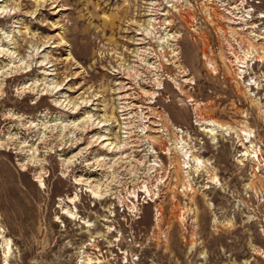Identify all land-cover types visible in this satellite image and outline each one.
Segmentation results:
<instances>
[{
    "label": "rangeland",
    "instance_id": "obj_1",
    "mask_svg": "<svg viewBox=\"0 0 264 264\" xmlns=\"http://www.w3.org/2000/svg\"><path fill=\"white\" fill-rule=\"evenodd\" d=\"M151 1L155 36L175 35L163 51L138 35ZM1 8L0 264H264V0H0ZM139 37L154 68L138 60ZM134 65L122 108L115 71ZM250 80L260 88L247 91ZM93 107L95 121L75 127ZM100 119L112 121V141L126 140L130 123L124 154L103 147ZM207 120L229 129L213 141L201 130ZM246 127L254 136L237 137ZM179 149L208 166L186 173ZM94 187L96 197L86 191Z\"/></svg>",
    "mask_w": 264,
    "mask_h": 264
},
{
    "label": "bare ground",
    "instance_id": "obj_2",
    "mask_svg": "<svg viewBox=\"0 0 264 264\" xmlns=\"http://www.w3.org/2000/svg\"><path fill=\"white\" fill-rule=\"evenodd\" d=\"M225 3V2H224ZM151 8L152 9H150V12H149V14H147L148 16H150V18H148V23H147V25L146 26H143L142 27V29H140V32H138V35H141V36H144L143 34H145L146 36H154L153 38V40H155V42H157V48H159L158 50H162L163 51V49H164V47H165V45L166 44H168L169 43V41H172V39H174L175 38V35L174 34H172V33H165V35H161L159 38H158V36H155L156 34L155 33H157L158 35H160L159 34V30H158V28L156 27L157 25V23L159 22V18L156 16L157 15V13H156V6H154V3H153V1H151ZM156 5V4H155ZM228 9V8H227ZM5 11H6V9H4V8H1L0 9V14L2 15L3 13H5ZM8 11V10H7ZM6 11V12H7ZM163 14V13H162ZM164 16V15H163ZM259 17L260 18H264V13H261L260 15H259ZM162 20V19H161ZM247 20V19H246ZM164 28V27H163ZM162 29V28H161ZM167 30V29H166ZM165 30V31H166ZM164 30H163V32H165ZM246 35V34H245ZM261 36H263V35H261ZM264 37V36H263ZM157 38V39H156ZM243 39V38H242ZM251 41V40H250ZM145 40H144V38L143 37H139L138 38V41L136 42V44L137 45H139L138 46V48H137V50H136V53H137V57H138V60L139 61H141L142 63H145V62H143L144 60H145V57H148L147 55H152L153 53H154V50H153V48L152 47H150V46H141L142 44H145ZM249 42V41H248ZM241 43H243V42H241ZM239 44V43H238ZM149 45V44H148ZM169 45V44H168ZM168 45H166V46H168ZM152 46V45H151ZM173 46V45H172ZM249 47H250V45H249ZM168 48H169V46H168ZM167 48V49H168ZM247 48V47H246ZM173 49V48H172ZM233 49V48H232ZM257 50V49H256ZM248 51V50H247ZM252 51V50H251ZM4 52V54L5 55H7V56H10V54H11V52H9V50H4L3 51ZM165 52V51H164ZM164 52H162L161 54H162V56H164L163 55V53ZM178 52V51H177ZM255 52V51H254ZM135 53V52H134ZM244 53V52H243ZM253 54V53H252ZM260 54V53H259ZM136 56V55H135ZM243 56V55H242ZM247 57H248V55H247ZM227 58V57H226ZM149 57L146 59L147 61H146V64L145 65H147V67L149 68V67H153L154 68V64L152 65V63H149L148 61H149ZM243 59V58H242ZM136 60V59H135ZM138 60H137V62H138ZM154 60V59H153ZM211 60V59H210ZM227 61V60H226ZM235 61V60H234ZM233 61V62H234ZM155 62H157V60L155 61ZM229 62V61H228ZM158 63V62H157ZM138 67H139V65H137ZM136 65H134V67H127L126 69L123 67V66H121V68H124V69H121V70H117V71H115L117 74H118V76H119V84L121 85V87H120V90L118 91V93L122 96L120 99L122 100H126L127 98H128V96H129V93L127 94V92L128 91H131V90H133V89H135L134 87H132V85L134 86V83H132L131 81H130V79L128 78V73L130 74V70L131 69H136V67H137ZM48 67V66H47ZM156 67H158V66H156ZM233 67V66H232ZM237 68V67H236ZM158 69V68H157ZM156 69V70H157ZM50 70L51 69H49V68H47L44 72H45V75L47 76L46 77V79L48 80V81H50L51 79H49V77L52 75V73L50 72ZM214 71L216 70V69H213ZM155 71V70H154ZM240 72H244V71H238V73L236 74V75H238L239 76V79L241 80L242 79V74L240 73ZM124 75V76H123ZM235 75V76H236ZM138 81V80H137ZM47 82V81H46ZM142 82V81H141ZM48 83V82H47ZM49 84V83H48ZM118 84V85H119ZM159 84V83H158ZM251 86H255V88H257V89H259L260 88V84L256 81V80H250L249 82H246V83H244V87H246V89H247V91H250V87ZM131 95V94H130ZM248 96H249V98L253 101V102H255V101H257V98H255V96H254V94H251V93H248ZM62 97H65V95H63ZM127 97V98H126ZM130 98V97H129ZM131 99V98H130ZM120 100V101H121ZM122 100V101H123ZM129 100V99H128ZM60 103V101L58 100L57 101V103ZM84 102H87L88 103V101H85L84 100ZM121 105H122V108H123V104H124V107H125V105L127 104L126 103V101H123V102H121L120 103ZM92 104H90V106H91ZM94 105V104H93ZM129 105V104H128ZM126 108V107H125ZM146 108V107H145ZM95 108L93 107L90 111H87V112H85V116L84 117H81L78 121H73L72 123L74 124V126L75 127H78L80 124H82V122H88V121H95L94 119H93V117H94V115L92 114V110H94ZM139 109V108H138ZM149 109V108H148ZM124 110V109H123ZM126 110V109H125ZM121 112V111H120ZM74 113H76V112H74ZM153 116V115H152ZM112 117V119L115 117L114 116V114L111 116ZM115 119H116V117H115ZM124 120H126V121H128L129 119H130V116L129 117H127L126 116V114L124 115V118H123ZM145 119V118H144ZM122 120V119H121ZM135 120V119H134ZM146 120V119H145ZM61 122V121H60ZM131 122V121H130ZM160 122V121H159ZM57 123V122H56ZM97 123L98 124H101V126L100 127H102L103 125L104 126H106V130H105V132H101V134L98 136V138L100 139V142L103 144V147L104 148H106L107 150H108V152L109 153H113L114 154V152L115 153H125V148L127 147L126 145H127V141L126 140H128V138L130 137V131H129V124H128V122L127 123H125L124 122V124H125V137H124V139L126 138V140H121V141H118V140H115V141H112V137H110L109 136V134H110V129L108 128L109 126H112V121H109L108 119H100L99 121H97ZM139 123H140V121H139ZM145 123V125H143V126H141V128L140 127H138V128H140L141 129V131L143 132L144 130H146V132H144V134L146 135V137H148L149 135H148V131L150 130V129H148L149 128V126H148V122L147 121H145L144 122ZM201 123V130L202 131H204V132H206L208 135H209V137H211V138H213V141H216V135H217V132L218 131H220V130H225V131H228V126L227 127H225L223 124H221V123H219L217 120H207V121H203V122H200ZM131 126V125H130ZM158 126V125H157ZM245 126V125H244ZM131 130V129H130ZM158 130V129H157ZM242 132H240V131H237L236 132V134H237V137H242L241 135H240V133L241 134H244V135H246V137L249 135L250 137H251V135H252V131L251 130H253V129H248L247 127L245 128V129H240ZM138 131H139V129H138ZM178 131V130H177ZM130 132V133H129ZM140 133V132H139ZM183 134V133H182ZM143 136V135H142ZM187 136V135H186ZM248 136V137H249ZM252 136H254V134L252 135ZM245 137V136H244ZM244 139V138H243ZM239 140H241L240 138H239ZM247 140H248V138H247ZM148 141V140H147ZM182 142V141H181ZM250 142L252 143L253 141L252 140H250ZM253 144V143H252ZM138 145V144H137ZM252 146H254V144L252 145ZM251 146V147H252ZM33 149H34V146H31ZM251 147H249L250 149H251ZM248 148V149H249ZM254 148V147H253ZM256 149V148H255ZM181 152H183L182 154H184L183 156H184V169H185V171H186V173H190V170H193L194 172H195V175H198L199 174V172L202 170V167L203 166H208L207 164H209V163H207V162H204L200 157H198V156H196L195 154H194V151L192 150V149H179ZM247 151H249V150H247ZM155 152V151H154ZM79 153H76V154H74L72 157L73 158H79ZM125 157H127V155L125 156ZM145 157V156H144ZM258 158H259V156H258ZM75 160V159H74ZM183 160V159H182ZM91 162H88L87 164H90ZM205 167V168H206ZM80 176H82V175H80ZM214 178V181H217V178H215V177H213ZM83 180H87V184H89V186H90V183L93 181V179H88V178H83V177H79V178H77V179H75V183H77V184H82V181ZM95 180V179H94ZM38 181H39V183H40V186H45V183H44V179H42L41 177L38 179ZM190 182V188L191 189H193V185H192V182L191 181H189ZM218 182V181H217ZM220 182H218V184H219ZM188 185V186H189ZM92 186V185H91ZM90 186V187H91ZM147 188V191L148 192H150V194H151V189H150V187L149 186H147L146 187ZM86 191L87 192H92L93 194H94V197H96L97 196V194H98V188L97 189H95V187L94 188H90V189H86ZM62 200V199H61ZM78 200V194L76 193L75 194V196H73V197H69L68 198V202L69 203H72V202H75V201H77ZM62 213L63 214H65L67 217H69V218H72V219H77L79 216L77 215V213H76V210H74V209H68V208H65V209H63V211H62Z\"/></svg>",
    "mask_w": 264,
    "mask_h": 264
}]
</instances>
